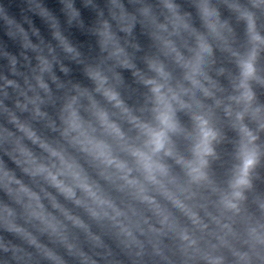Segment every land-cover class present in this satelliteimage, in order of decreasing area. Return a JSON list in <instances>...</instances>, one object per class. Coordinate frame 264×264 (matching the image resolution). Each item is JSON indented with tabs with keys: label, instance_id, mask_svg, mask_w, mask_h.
Returning a JSON list of instances; mask_svg holds the SVG:
<instances>
[{
	"label": "water",
	"instance_id": "water-1",
	"mask_svg": "<svg viewBox=\"0 0 264 264\" xmlns=\"http://www.w3.org/2000/svg\"><path fill=\"white\" fill-rule=\"evenodd\" d=\"M0 264H264V0H0Z\"/></svg>",
	"mask_w": 264,
	"mask_h": 264
}]
</instances>
